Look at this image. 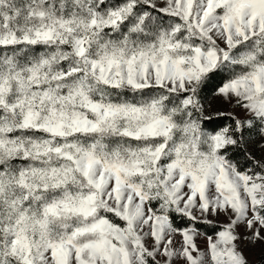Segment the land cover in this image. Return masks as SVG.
Returning a JSON list of instances; mask_svg holds the SVG:
<instances>
[{"label":"snow or ice","instance_id":"1","mask_svg":"<svg viewBox=\"0 0 264 264\" xmlns=\"http://www.w3.org/2000/svg\"><path fill=\"white\" fill-rule=\"evenodd\" d=\"M0 264H264V0H0Z\"/></svg>","mask_w":264,"mask_h":264},{"label":"rangeland","instance_id":"2","mask_svg":"<svg viewBox=\"0 0 264 264\" xmlns=\"http://www.w3.org/2000/svg\"><path fill=\"white\" fill-rule=\"evenodd\" d=\"M201 101L210 111L219 110L221 112H229L232 110L226 102L214 94L208 98H201ZM256 139L258 140V137ZM249 149L257 156L258 159L262 157V153L257 150L253 144L249 145ZM201 245L203 246L202 242ZM246 255H248L251 261H258L260 259V246L257 245L255 248L246 249Z\"/></svg>","mask_w":264,"mask_h":264},{"label":"trees","instance_id":"3","mask_svg":"<svg viewBox=\"0 0 264 264\" xmlns=\"http://www.w3.org/2000/svg\"><path fill=\"white\" fill-rule=\"evenodd\" d=\"M212 94H213V92L211 90H207L206 89L204 92L201 93V98H208ZM222 122L223 123H227V119L226 118H222ZM237 155H239V154L237 153ZM253 155L257 158V156L255 154H253Z\"/></svg>","mask_w":264,"mask_h":264}]
</instances>
